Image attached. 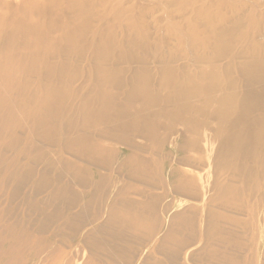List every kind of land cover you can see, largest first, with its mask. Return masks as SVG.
<instances>
[{
	"label": "bare ground",
	"instance_id": "bare-ground-1",
	"mask_svg": "<svg viewBox=\"0 0 264 264\" xmlns=\"http://www.w3.org/2000/svg\"><path fill=\"white\" fill-rule=\"evenodd\" d=\"M179 258L264 264V0H0V264Z\"/></svg>",
	"mask_w": 264,
	"mask_h": 264
},
{
	"label": "rangeland",
	"instance_id": "rangeland-1",
	"mask_svg": "<svg viewBox=\"0 0 264 264\" xmlns=\"http://www.w3.org/2000/svg\"><path fill=\"white\" fill-rule=\"evenodd\" d=\"M156 258L157 259H162V257H160L159 255H156ZM189 261V260H188ZM188 261H186V262H184L183 260H181V258H179L177 261H176V263L175 264H193L192 262H188ZM198 264H201V263H198Z\"/></svg>",
	"mask_w": 264,
	"mask_h": 264
}]
</instances>
